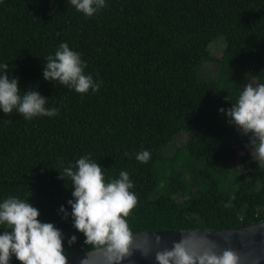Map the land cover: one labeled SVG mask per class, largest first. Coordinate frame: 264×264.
I'll return each mask as SVG.
<instances>
[{"label": "trees", "instance_id": "trees-1", "mask_svg": "<svg viewBox=\"0 0 264 264\" xmlns=\"http://www.w3.org/2000/svg\"><path fill=\"white\" fill-rule=\"evenodd\" d=\"M220 37L222 57L209 51ZM62 42L98 91L43 79ZM0 63L21 95L36 88L58 110L32 119L0 111V199H30L41 221L62 230L67 255L92 250L72 224L71 180L58 172L81 156L99 162L106 180L129 172L132 233L264 221V166L219 111L247 78L264 82V0H105L92 17L70 0H0ZM233 63L240 80L229 87ZM179 133L188 138L172 147ZM144 149L147 163L135 158Z\"/></svg>", "mask_w": 264, "mask_h": 264}, {"label": "clouds", "instance_id": "clouds-1", "mask_svg": "<svg viewBox=\"0 0 264 264\" xmlns=\"http://www.w3.org/2000/svg\"><path fill=\"white\" fill-rule=\"evenodd\" d=\"M77 12L92 17L105 6V0H70ZM86 63L80 53L71 49L66 42L60 43L54 54L46 57L42 77L45 81L59 82L78 93L98 91L100 83L92 75L85 74ZM8 63H0V111L11 114L14 111L25 119L52 117L56 108L46 107L47 96L36 88L24 89L21 95L19 78L6 70ZM227 109L219 111L227 117V122L242 135L248 137L245 148L250 150L251 159L264 166V82L250 80ZM135 158L147 163L151 152L144 149ZM59 172V178L71 180L72 199L70 215L74 228L83 234L84 244L103 256L105 264H123L132 255L130 245L133 233L127 217L137 203L133 180L126 170H121L116 178L105 179L102 165L81 156L74 164H69ZM227 207V205H225ZM59 211L68 216L64 205ZM40 210L30 199L8 196L0 199V264H10L14 257L20 264H68L62 230L53 222L41 221ZM73 235L70 242H75ZM147 239V238H146ZM160 236L155 237L159 244ZM181 236L173 241L171 248L156 251V264H239V257L232 249L217 253L214 246L190 248ZM149 255L151 249H139Z\"/></svg>", "mask_w": 264, "mask_h": 264}, {"label": "water", "instance_id": "water-1", "mask_svg": "<svg viewBox=\"0 0 264 264\" xmlns=\"http://www.w3.org/2000/svg\"><path fill=\"white\" fill-rule=\"evenodd\" d=\"M162 239L157 244L155 237ZM181 236L189 237L186 244L198 250L214 246V251L232 249L239 257V264H264V221L225 229H163L145 230L133 233L130 248L132 255L123 264H156L155 253L163 248H171L173 241ZM147 238V239H146ZM150 248L145 256L139 249ZM68 264H105L104 258L94 250L67 255Z\"/></svg>", "mask_w": 264, "mask_h": 264}, {"label": "rangeland", "instance_id": "rangeland-1", "mask_svg": "<svg viewBox=\"0 0 264 264\" xmlns=\"http://www.w3.org/2000/svg\"><path fill=\"white\" fill-rule=\"evenodd\" d=\"M218 42H212L211 44H210V46H209V51H210V53L211 54H213V55H215V56H221L222 57V55L221 54H223V50H225V38H223V37H220L218 40H217ZM217 63V62H216ZM217 64H219V63H217ZM229 64V63H228ZM234 66H235V64L233 63V67H232V69H230V72H229V82H228V85L227 86H229V87H231L232 86V84L234 85V84H237V80L239 79L240 80V78H239V76H240V71H235V69H234ZM202 75V73L200 72V76ZM201 77H203V75L201 76ZM206 77V79L208 78L207 76H205ZM241 79H242V77H241ZM217 80V79H216ZM250 80H252V81H256L255 79H253V78H247L244 82H243V86L245 85V84H247ZM187 138H188V136H187V134L186 133H179L175 138H174V140L172 141V147H173V145L175 146V147H180V146H182L183 145V143L187 140ZM169 146V145H168ZM243 154V151L242 150H239L238 151V157H237V159H236V161H235V163L237 164L238 162H239V159H240V156Z\"/></svg>", "mask_w": 264, "mask_h": 264}]
</instances>
